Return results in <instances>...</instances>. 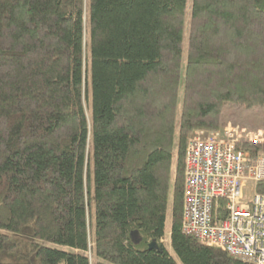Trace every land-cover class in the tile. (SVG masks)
<instances>
[{"label":"trees","instance_id":"obj_1","mask_svg":"<svg viewBox=\"0 0 264 264\" xmlns=\"http://www.w3.org/2000/svg\"><path fill=\"white\" fill-rule=\"evenodd\" d=\"M187 3L0 0V264H249L181 231L183 172L264 104V0H191L185 39Z\"/></svg>","mask_w":264,"mask_h":264},{"label":"built area","instance_id":"obj_2","mask_svg":"<svg viewBox=\"0 0 264 264\" xmlns=\"http://www.w3.org/2000/svg\"><path fill=\"white\" fill-rule=\"evenodd\" d=\"M245 132L228 124L195 131L187 141L181 231L234 259L264 264V194H244L264 180V156L251 158L240 147L261 134Z\"/></svg>","mask_w":264,"mask_h":264},{"label":"rangeland","instance_id":"obj_3","mask_svg":"<svg viewBox=\"0 0 264 264\" xmlns=\"http://www.w3.org/2000/svg\"><path fill=\"white\" fill-rule=\"evenodd\" d=\"M187 2H188L187 12H186L187 16H186L185 30H184L185 39L187 38L186 36L187 29H188L187 23H188V19L190 15L189 10L191 6V0H187ZM86 109H87V114L89 116L90 109H88V107ZM220 115H221V123L219 125L220 128L218 129H223L226 125L231 124L233 126H238L239 128L240 127L245 128L246 129L245 133L249 131L253 132L255 135L260 133L261 135L258 137L257 142L255 141L251 142L247 138H244L241 141L240 147L244 148L247 152H249L248 154L251 158L255 156H264V152L262 150L255 148V146L264 144V140H261V136L262 138H264V104L262 105L256 104V105L247 106L246 104H242V103L237 104V103H232L228 101V102H225L224 105L222 106ZM198 130L199 131H206V130L210 131L211 129H206V130L201 129V128L195 129L193 133L187 137V141L189 140V138H191L195 134V131H198ZM254 187L252 185H248L247 188L244 189V194L246 196L251 195L250 193L255 191ZM169 219H170V208L168 206L167 218H166L167 221H166L165 230H164L165 234L162 238V243H164V245H166L168 248H170V243H169L170 220ZM88 255H89V252H88ZM91 261H92V264H94L95 260L91 259Z\"/></svg>","mask_w":264,"mask_h":264},{"label":"crops","instance_id":"obj_4","mask_svg":"<svg viewBox=\"0 0 264 264\" xmlns=\"http://www.w3.org/2000/svg\"><path fill=\"white\" fill-rule=\"evenodd\" d=\"M169 235H170V232H169ZM162 241V240H161Z\"/></svg>","mask_w":264,"mask_h":264}]
</instances>
